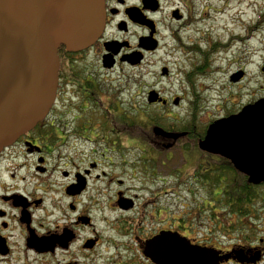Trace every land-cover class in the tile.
<instances>
[{"label":"flooded vegetation","instance_id":"af4514ba","mask_svg":"<svg viewBox=\"0 0 264 264\" xmlns=\"http://www.w3.org/2000/svg\"><path fill=\"white\" fill-rule=\"evenodd\" d=\"M102 2L99 38L79 52L58 50L55 101L47 116L0 151V264H159L172 249L191 258V264H264V190L242 217L227 213L220 220L219 188L204 204L206 189L186 187L192 196H201L192 208L178 209L168 197V151L194 131L154 125L181 136L173 140L152 133L150 155L142 150L135 161V102L127 113L114 102L120 89L112 86L124 68L135 69L127 58L142 56L144 61L161 51L169 60L178 59L174 54L201 55L197 26L209 14L200 0ZM259 12L245 30L259 31L264 49V0ZM89 53L95 58L86 59ZM106 55L114 62L111 68L103 67ZM189 65L195 75L202 73L203 65ZM183 77L190 82L188 72ZM153 105L165 108L169 99ZM181 158L185 179L191 159ZM140 195L149 198L143 201ZM172 237L180 245L161 240Z\"/></svg>","mask_w":264,"mask_h":264},{"label":"water","instance_id":"95a60500","mask_svg":"<svg viewBox=\"0 0 264 264\" xmlns=\"http://www.w3.org/2000/svg\"><path fill=\"white\" fill-rule=\"evenodd\" d=\"M103 24L102 0H0V151L32 129L53 104L58 48H87ZM127 60L136 65L141 57ZM112 65L106 56L104 66ZM241 76L234 74L230 81ZM158 100L155 92L148 94V103ZM153 132L171 139L181 136L159 128ZM198 148L227 159L249 184L264 183V99L210 123ZM161 240L179 242L175 237ZM179 252L172 249L159 264H191V258H181Z\"/></svg>","mask_w":264,"mask_h":264},{"label":"rangeland","instance_id":"374dc122","mask_svg":"<svg viewBox=\"0 0 264 264\" xmlns=\"http://www.w3.org/2000/svg\"><path fill=\"white\" fill-rule=\"evenodd\" d=\"M260 2L261 0H200L204 13L209 14L203 17V22L197 26L198 36H201L203 40L199 43L202 46L200 47L201 55L191 53V55H187L188 58H183L180 54H174V57L178 59L170 58L172 60H169L161 51L146 57L142 64L135 69L124 68L120 82L112 86V88L120 89L117 91V97L114 98L120 112L124 110L127 113V110L131 108V103L135 102V111L140 118L148 121L149 116L157 114L159 119L164 117L168 123L164 124L166 128L173 126L179 128L193 119L194 136L197 137L200 127L202 128L210 121L225 117L226 113L231 111L238 112L245 104L264 97V73L260 72V66L264 62V49L261 46L262 35L259 31L245 30L251 20L254 21L256 17L254 13L260 15ZM226 4H230V10L225 7ZM223 9L227 12H222ZM219 27L220 29L215 32V29ZM235 37H241L243 41L233 39ZM207 43L211 49H208ZM94 58L92 53L86 57V59ZM189 62L195 66L203 65L200 69L202 73L200 75L192 73L193 68ZM162 67L168 69L167 76L160 75ZM239 70L245 72L244 78L231 83L229 77ZM183 72L189 73L190 82H187L183 77ZM117 75L118 70L110 74L112 79ZM133 76H135V87L132 84ZM151 90H155L161 97L169 99V105L163 108L147 104L146 96ZM107 94L112 95L111 90L107 91ZM174 97L180 98L176 106L172 104V100L170 101ZM192 103L195 107L193 112ZM140 123L145 122L140 121ZM138 135L141 136L140 139L146 137V134L141 133L140 130ZM143 142H139L140 147L137 146V148L142 149L143 146L150 145V139ZM170 152L172 156L175 154L171 164L172 168L181 165L178 149L168 151V153ZM137 154L138 151L135 149V161ZM148 154L150 155V153ZM189 157L192 162H195L199 158V153L192 152ZM178 168L179 172L184 171L185 165ZM191 168L193 169V166L188 163L186 173L189 174V181L183 180L181 177L185 171L180 174L172 173L168 197L171 199L172 205L177 206L178 209L179 206L187 204L192 208L201 196L200 194L192 196L185 190L186 187L193 185L191 181L193 170ZM176 178L183 180L179 186L176 185L179 182ZM135 186L139 187L140 185L135 184ZM140 197L141 200L146 201L149 195H140ZM205 213L206 211H204L206 216ZM216 213H218L217 210ZM223 215L225 213L220 211V220ZM204 224L209 227L206 224V218H204Z\"/></svg>","mask_w":264,"mask_h":264},{"label":"trees","instance_id":"16d2710c","mask_svg":"<svg viewBox=\"0 0 264 264\" xmlns=\"http://www.w3.org/2000/svg\"><path fill=\"white\" fill-rule=\"evenodd\" d=\"M192 112L195 110L194 103H192ZM157 114H154L153 116H149L148 121L140 118L138 114L135 111V138L139 142H143L145 140H149L153 138V135L151 134V127L156 124L159 125V122L162 120L157 117ZM145 122V123H140ZM188 124L187 126H185ZM185 125L180 126L182 129H189L193 132L192 127L194 124L193 119H190L189 122H187ZM174 126L172 127V129ZM206 125H204L202 128L200 127V130L198 132L197 137L192 135V139H187L186 137H183L181 139V143L179 145L178 153L180 156H188L192 152L199 153V160L196 163L197 169L194 172L193 178L198 179V185H195L193 182L192 187L193 188H202L206 189L207 191H204L202 198L204 199V204H208V200L213 197L212 189L219 188L220 192L218 195V208L222 212H227L229 214L236 213L238 216L245 215L249 209H247V205H256L258 201L260 200V194L258 192V189H260L261 186L255 187L247 183L246 177L238 173L234 170L232 165L225 159H222L220 157L216 158V160H211L207 156V154L201 153L197 149L196 142L199 137H201L204 134ZM141 133L146 134V137L144 139H140L139 130ZM191 132V133H192ZM190 133V134H191ZM144 143V142H143ZM137 147H135L136 149ZM141 151V149H138ZM142 150L145 152V147L143 146ZM142 152V151H141ZM175 158V154L173 155ZM173 158V159H174ZM172 159V160H173ZM183 162V160H182ZM178 171L173 170V174ZM182 177V175H181ZM183 180H188L190 178L184 177ZM177 179V178H176ZM180 183L182 179L177 180ZM189 181V180H188ZM195 196V195H194ZM200 203V201H198ZM230 205V211H226L227 206ZM206 206V205H205ZM251 209L256 210L251 207ZM233 210V211H232Z\"/></svg>","mask_w":264,"mask_h":264},{"label":"bare ground","instance_id":"6f19581e","mask_svg":"<svg viewBox=\"0 0 264 264\" xmlns=\"http://www.w3.org/2000/svg\"><path fill=\"white\" fill-rule=\"evenodd\" d=\"M225 7L226 8H229L230 7V4H226ZM223 12H224V10H223Z\"/></svg>","mask_w":264,"mask_h":264}]
</instances>
